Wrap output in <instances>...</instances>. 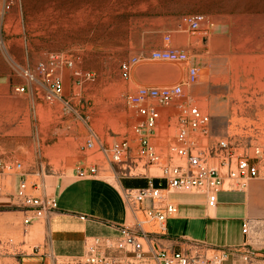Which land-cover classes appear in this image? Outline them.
Instances as JSON below:
<instances>
[{
  "label": "rangeland",
  "instance_id": "374dc122",
  "mask_svg": "<svg viewBox=\"0 0 264 264\" xmlns=\"http://www.w3.org/2000/svg\"><path fill=\"white\" fill-rule=\"evenodd\" d=\"M195 13L204 15L205 24L191 31L183 18ZM164 46L184 50L189 61L148 57ZM56 55L72 61L71 67L61 64L53 71L63 80L67 103L42 96L37 65H48ZM123 63L129 66L127 78ZM190 64L199 74L187 86ZM25 71L32 74L31 81ZM82 72H90L91 78L76 76ZM176 84L183 86V94L169 106L156 104L161 123L154 142L164 154L166 138L176 130L172 121L189 105L209 115L212 138L264 142V134L255 132H264V0H0V158L22 164L21 171L1 179L0 256L32 253L30 244L41 236L29 233V225L48 220L23 223L24 208L13 199L18 173L37 185L39 193H51L55 183L81 180L76 170L95 163L96 176L102 172L104 181L118 189L112 175L124 172L121 165L105 162L95 148L85 147L87 140L109 146L131 138L139 116L127 96L140 86ZM17 86L24 91L15 92ZM107 105L112 112L104 115ZM260 169L264 173V161ZM158 173L150 167V174ZM69 196H59V206ZM253 201L264 205V197ZM195 223L188 230L203 236V223Z\"/></svg>",
  "mask_w": 264,
  "mask_h": 264
},
{
  "label": "built area",
  "instance_id": "2783aa9c",
  "mask_svg": "<svg viewBox=\"0 0 264 264\" xmlns=\"http://www.w3.org/2000/svg\"><path fill=\"white\" fill-rule=\"evenodd\" d=\"M191 31L200 30L205 24L203 14L195 13L183 18ZM169 40V36H164ZM148 57L152 60L172 63H187L188 54L171 46L152 49ZM136 58H132L135 62ZM72 66V61L56 55L48 65L38 64L42 77V96L46 100L67 103L63 96L64 84L53 71L58 65ZM123 77H128L129 66L121 64ZM197 66H187L185 84L198 80ZM83 79L91 78L90 72L76 74ZM23 76L32 80L25 71ZM17 93L24 86L14 88ZM183 94L180 84L165 87L140 86L127 96V101L136 109L139 120L133 127V136L123 137L109 146L94 139L87 140L85 147L95 148L108 164H119L124 171L121 175L144 177L142 187H121V198L129 210L133 222L118 227V236L88 237L84 240L83 253L79 256L59 258L50 253L51 264H264V249L252 248L246 239L252 222L243 219L241 233L245 240L240 244L216 246L205 241L188 240L183 247L174 250L169 247H153L152 233L144 228L147 222L157 223L159 231L165 233L166 222L178 208L171 200L173 194H195L204 198L207 208H215L220 192H245L248 182L261 176L260 164L264 160V142L250 143L249 139L226 135L212 138L210 117L195 105L182 108L175 118V133L166 138L167 153L155 144L161 123V114L156 104L169 106ZM134 143L132 146L131 143ZM140 165V170L137 171ZM150 167L159 173L150 174ZM17 160L0 158V193L3 177L14 171H21ZM99 166L95 163L76 170L81 180L97 175ZM136 171V172H133ZM35 184H29L23 173L18 181L13 199L24 208L23 223L48 218L58 209L56 197L42 191ZM84 218V216H80ZM12 240L9 239L8 243Z\"/></svg>",
  "mask_w": 264,
  "mask_h": 264
},
{
  "label": "crops",
  "instance_id": "0c3cea01",
  "mask_svg": "<svg viewBox=\"0 0 264 264\" xmlns=\"http://www.w3.org/2000/svg\"><path fill=\"white\" fill-rule=\"evenodd\" d=\"M260 119L258 117L256 121ZM255 132L259 136L264 134L258 130ZM248 139L250 143H259L258 139ZM113 173L118 189L104 181L102 172L87 180H75L65 185L55 183L52 194L56 199L65 193L70 196L60 206L58 204V209L47 221L39 220L29 225V233L41 236L39 242L30 244L33 252L19 258L0 256V264H51L50 253L59 258L81 255L84 240L88 237L118 236L120 225L133 222L121 198V187H142L147 180L140 176ZM260 174L259 178L248 182L243 193L220 192L218 204L213 209L206 207L201 196H198L200 199H190L173 194L171 200L175 198L172 201L178 211L167 220L165 233L159 231L157 223L144 224V228L152 233L151 245L177 250L188 240L205 241L216 246L240 244L245 240L241 222L250 219L252 226L246 242L252 248L264 249V205L253 201L264 197V173ZM191 221H197L195 225L198 226L203 223V236L188 230Z\"/></svg>",
  "mask_w": 264,
  "mask_h": 264
},
{
  "label": "bare ground",
  "instance_id": "6f19581e",
  "mask_svg": "<svg viewBox=\"0 0 264 264\" xmlns=\"http://www.w3.org/2000/svg\"><path fill=\"white\" fill-rule=\"evenodd\" d=\"M259 60H260V59H259ZM108 99H109V101H111L112 98L109 97ZM109 103H110V102H109ZM109 103H108V104H109ZM103 106H104V105H103ZM109 112H110V113L112 112L111 105H107V106L104 107V109H103V113H104V115H106V113L108 114Z\"/></svg>",
  "mask_w": 264,
  "mask_h": 264
}]
</instances>
